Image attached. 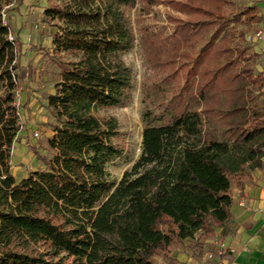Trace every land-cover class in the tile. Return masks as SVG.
<instances>
[{"label":"trees","instance_id":"1","mask_svg":"<svg viewBox=\"0 0 264 264\" xmlns=\"http://www.w3.org/2000/svg\"><path fill=\"white\" fill-rule=\"evenodd\" d=\"M14 1L0 0V264H175L183 242L212 238L229 218L230 189L262 166L264 77L247 38L264 18L258 1L45 0L39 41L49 47L40 50L59 74L45 96L46 155L17 177L9 162L20 143L18 95L33 68L22 77L18 31L5 18ZM138 1L174 13L165 16L170 33H137L155 71L176 75L177 62L210 34L196 70H187L191 81L157 114L142 111L138 157L114 181L105 165L122 154L118 126L98 113L130 98L125 9Z\"/></svg>","mask_w":264,"mask_h":264},{"label":"rangeland","instance_id":"2","mask_svg":"<svg viewBox=\"0 0 264 264\" xmlns=\"http://www.w3.org/2000/svg\"><path fill=\"white\" fill-rule=\"evenodd\" d=\"M245 0H238L244 4ZM15 0L5 8V18L9 21L12 34L18 31L20 40L15 42L20 55L22 65L21 74L24 76V67L30 65L32 73H28L22 80L24 92L18 95L19 119L18 125L21 136L20 143L15 144L11 152L10 174L14 177L33 170L39 164L38 157L46 155L43 148V138L49 135V128L44 126L51 122V118L45 109V96L51 91L53 81L58 77L59 70L55 65L47 63L41 54V46L48 48L49 40L44 37L39 41V35L44 36L48 27L41 22L40 8L46 4L45 0H22L19 12H16ZM141 2L138 1L125 9V14L133 32L132 46L123 54V61L128 65L131 78V93L128 102L124 105L100 111L101 117H113L118 126L119 139L117 144L122 149V154L115 160L105 165V171L109 180L117 181L122 174L129 171L132 164L138 157L140 148V134L142 130L141 113L143 110H150L157 114L170 98L177 91H180L186 84L185 77L191 81L190 69L196 70L195 56L200 54V47L205 43L210 32L205 35L192 49H189V58L182 64L177 62V74H170L171 69L164 72L155 71L146 63L144 55L139 46L138 30L145 28L151 31L170 33L172 24L165 16L169 12L167 5L161 1L150 7L141 9ZM41 45V46H40ZM251 49V48H250ZM194 57V59H192ZM180 68H182L180 70ZM26 93V95H25ZM29 100L27 107L22 106L23 102ZM261 98L264 100V96ZM36 132L37 137L32 134ZM36 150V153L33 151ZM33 153L36 155L33 156Z\"/></svg>","mask_w":264,"mask_h":264},{"label":"crops","instance_id":"3","mask_svg":"<svg viewBox=\"0 0 264 264\" xmlns=\"http://www.w3.org/2000/svg\"><path fill=\"white\" fill-rule=\"evenodd\" d=\"M256 1L258 14L264 15V0ZM256 27V32L247 38L256 53L254 70L264 77V18ZM257 32L259 37L255 36ZM261 162V168L253 170L248 180L230 189L229 218L223 228L215 230L213 237L200 246L183 242L176 249L175 264H200L206 252L216 249L215 241L224 242L228 249L226 264H264V155Z\"/></svg>","mask_w":264,"mask_h":264},{"label":"built area","instance_id":"4","mask_svg":"<svg viewBox=\"0 0 264 264\" xmlns=\"http://www.w3.org/2000/svg\"><path fill=\"white\" fill-rule=\"evenodd\" d=\"M255 36L259 37V32H257ZM7 38L11 40L12 34L8 33ZM32 135L34 137H37L36 132H34ZM215 244H216V249L213 251L206 252L200 264H226L225 255L227 254L228 249L225 243L221 241L220 242L215 241Z\"/></svg>","mask_w":264,"mask_h":264}]
</instances>
